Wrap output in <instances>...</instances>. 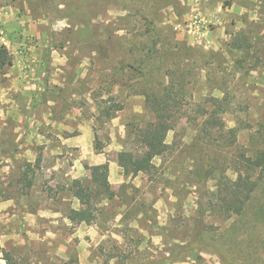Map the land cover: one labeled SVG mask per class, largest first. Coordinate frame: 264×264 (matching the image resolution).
Masks as SVG:
<instances>
[{
	"label": "rangeland",
	"instance_id": "rangeland-1",
	"mask_svg": "<svg viewBox=\"0 0 264 264\" xmlns=\"http://www.w3.org/2000/svg\"><path fill=\"white\" fill-rule=\"evenodd\" d=\"M1 45L10 264H264V172L243 165L264 150V0H0ZM167 92V151L125 174L118 154H142L156 120L146 97ZM211 98L224 128L206 134ZM104 165L111 197L91 182ZM246 172L251 197L228 214L224 185ZM75 181L91 223L69 218Z\"/></svg>",
	"mask_w": 264,
	"mask_h": 264
},
{
	"label": "trees",
	"instance_id": "trees-1",
	"mask_svg": "<svg viewBox=\"0 0 264 264\" xmlns=\"http://www.w3.org/2000/svg\"><path fill=\"white\" fill-rule=\"evenodd\" d=\"M12 64L10 54L6 46H0V70L6 66ZM146 100L155 114V122L149 125L147 130L149 134L148 141L145 145V150L142 154H133L131 152H120L118 154V163L122 166L125 174H137L140 171L151 172L154 165L152 160L167 151L169 145L166 142V137L169 130L172 128L171 119L174 116V112L171 111L170 103L172 96L170 93L163 95H151L147 96ZM222 99L211 98V110L205 113L202 121V130L206 134L221 130L224 128V122L222 117L219 115L225 111L224 106L221 104ZM231 135H235L236 128L229 130ZM243 165L245 171L259 168L261 172H264V150L258 151L254 156H245L243 158ZM109 169L107 165L103 167H90L91 182L94 184L97 192L100 194H106L108 197L113 195V191L110 187L108 180ZM30 180L27 186H30ZM77 185V189L74 196L84 206L79 210H72L69 218L72 221L91 223L95 220L96 214L91 202V192L87 191L79 181L74 182ZM253 185L251 176L244 174L243 178L232 182L229 186L224 185L225 189L231 190V199L224 200V211L228 214H241L247 201L251 197L250 189ZM7 264H10L11 258L6 254Z\"/></svg>",
	"mask_w": 264,
	"mask_h": 264
},
{
	"label": "built area",
	"instance_id": "built-area-1",
	"mask_svg": "<svg viewBox=\"0 0 264 264\" xmlns=\"http://www.w3.org/2000/svg\"><path fill=\"white\" fill-rule=\"evenodd\" d=\"M0 264H6V259L3 257L1 252H0Z\"/></svg>",
	"mask_w": 264,
	"mask_h": 264
},
{
	"label": "crops",
	"instance_id": "crops-1",
	"mask_svg": "<svg viewBox=\"0 0 264 264\" xmlns=\"http://www.w3.org/2000/svg\"><path fill=\"white\" fill-rule=\"evenodd\" d=\"M38 213H39V212H38ZM40 215H42V214H40ZM32 239H33L32 241H38L36 237H35V238H32Z\"/></svg>",
	"mask_w": 264,
	"mask_h": 264
}]
</instances>
